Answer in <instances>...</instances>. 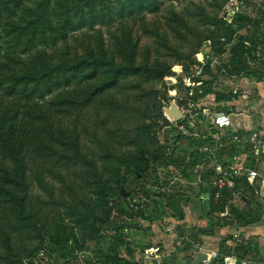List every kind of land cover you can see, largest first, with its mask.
Returning <instances> with one entry per match:
<instances>
[{"label": "rangeland", "instance_id": "374dc122", "mask_svg": "<svg viewBox=\"0 0 264 264\" xmlns=\"http://www.w3.org/2000/svg\"><path fill=\"white\" fill-rule=\"evenodd\" d=\"M99 1L97 6L104 7L106 14L104 19H96L92 26L89 24L91 20L88 21L84 29L90 30L86 32L85 41L93 49H98L99 42L104 41L107 49L109 44L113 45L111 40L115 39L116 49L113 47L109 57L128 45H135L138 63L150 64L153 71L142 78L130 76L121 79V84L114 90L98 95L82 108L76 105L73 112L64 116L70 126L68 141H73L72 137L80 133V151L74 153L76 146L67 150L58 140L60 132L56 131L53 146L58 153L54 149L48 151L50 163L41 156H35L31 162L28 156L29 190L24 211L17 213L14 207L9 209V206H3L0 202V227L9 235L6 239L0 236V264H31L30 258L23 257L39 249L42 235L55 236L61 229H65L68 235H74L79 244L84 246L76 252L79 260L85 255L96 258L98 250L105 247V243L104 239L96 238L93 216L119 221V209L114 207L110 210L100 193L103 186L115 190L124 188L131 193L129 197L123 196L120 202L123 209L133 216L127 217V225L120 231L106 233L118 250L120 233L140 222L135 216L140 205H134L133 201L143 203L140 209L147 217V220L142 221L143 226H153L161 235L164 229L171 226L179 229L182 223L189 226V231L193 230V219L198 224L201 214H205L203 220L206 224L208 222L204 227L206 231H211L210 222L234 217L231 214L228 217L217 216L208 207L203 213L201 203L194 196L199 189L195 184L199 174L195 166L186 165L194 161L195 156L186 155L180 168L171 160L172 157L185 155L182 146L188 147L190 151L197 150L190 139L193 137L198 141V137H187L183 129L197 124V116H193L196 107H203L215 99L213 94H209L201 98L199 103L192 101L197 93H202L207 87L203 83L208 80L207 77L198 79L205 65L209 64L212 70L217 71L221 62L230 55L232 40L226 35L227 26L232 24L235 29L245 17L256 16L257 9L250 5H239V8L231 7L235 14L229 15L232 13L228 11L229 0ZM77 46L78 39H73L71 48L77 49ZM117 56L120 61L122 56ZM261 57L264 58V55ZM3 65L4 61L0 57V72ZM86 72L87 69L80 70L78 76ZM105 76L104 73L102 78ZM235 79L241 81V78L226 79L219 75L215 89L234 94ZM218 84L222 87H217ZM72 87H76L75 84ZM58 89L54 88V95L60 92ZM245 90L241 88L238 95L242 96ZM48 93L45 92L46 95ZM241 96L237 99L235 112L243 108ZM50 99L52 95L48 94L44 101H40ZM38 101L36 98L30 104H41ZM172 102L186 113V119L176 122L167 117L165 108ZM21 105L25 104L22 102L19 107ZM248 106L250 109L253 107L251 103ZM219 107L216 106L217 110L222 111ZM141 109L144 110L141 112ZM143 111H147V114ZM209 121L208 118L206 123ZM198 127L201 128V125L198 124ZM157 149L162 150L168 162L151 163L147 169L144 168L141 178H137L127 167V162L139 164L138 157H142L144 151H148L144 154L148 158ZM183 171L189 173L187 181L174 180L172 184V179L184 176ZM121 181H124L123 186ZM169 195L180 201L184 215L192 219L185 221L186 218H180L169 208ZM169 203L172 204V201L169 200ZM231 205H227L230 212ZM129 233V238L136 236L133 232ZM32 261L34 264H61L65 260L61 254L50 252L44 246Z\"/></svg>", "mask_w": 264, "mask_h": 264}, {"label": "trees", "instance_id": "16d2710c", "mask_svg": "<svg viewBox=\"0 0 264 264\" xmlns=\"http://www.w3.org/2000/svg\"><path fill=\"white\" fill-rule=\"evenodd\" d=\"M98 4H100L99 0H73V2L72 0H0V57L4 61L0 72V202L3 206H9V209L14 207L17 213L24 211L26 193L29 190L28 156L31 162L35 156H41L50 163L51 156L48 151L54 149L55 153H58L53 146L56 131L60 132L58 140L67 150L75 146L74 153L81 150L80 133L72 137L73 141H68L70 126L65 122L64 116L73 112L76 105L82 108L98 95L114 90L121 84V79L130 76L142 78L144 74L153 71L150 64L138 63L135 45H128L119 53L114 52L113 56L109 57L113 47L116 49L115 39L111 40L113 45L109 44L107 49L104 41L99 42L98 49H93L85 41L86 32L90 30V28L84 29L88 26V21L91 20L89 24L92 26L96 19H104L106 14L104 7H98ZM133 8L134 6L130 12ZM257 12L256 16L245 17L235 26V29L232 24L227 26L226 35L232 40L229 48L230 55L226 61L221 62L217 71L212 70L209 64L205 65L201 72L202 76L198 79L207 77L208 80L203 81L207 87L202 93H197L192 98L193 102L199 103L201 98L213 94L215 102L225 104L223 108L230 113L226 104L237 97V94L215 89L219 75L226 79L248 78L256 81L264 77V58L261 57L264 55V0L257 8ZM242 31L245 32L241 33ZM73 39H78L77 49L71 48ZM118 54L122 56L120 61H118ZM83 69H87V72L78 76ZM104 73L106 76L102 78ZM62 75H65V78H62ZM73 84L76 87H72ZM216 86L222 87L219 84ZM54 88H60L58 89L60 92L54 95ZM46 91L52 95V99L41 102L48 95L45 94ZM36 98L41 104H30ZM22 102L25 105L19 107ZM142 110L144 109L140 111ZM143 113L146 115L147 111ZM46 132L49 133L48 136ZM229 134L233 135L234 132L230 131ZM239 134L247 133L240 131ZM190 143L195 144L197 148L202 144L200 139L196 141L193 137ZM181 149L185 155L172 157L171 160L177 168L184 164L186 155L195 156L194 161L186 163L188 166L198 167L204 162V156L199 154L198 149L190 151L184 146ZM234 151H236L235 144L232 145L230 153L233 154ZM246 151L249 149L247 148ZM145 152L148 151L143 153ZM144 154L138 157L139 164L127 162L129 170L139 179L144 168L147 169L151 163L168 162L161 149H157L148 158H145ZM247 162L249 167H254L255 163L251 154L248 155ZM183 172L187 178L189 173ZM234 180L235 187L232 190L224 189L218 203L214 202L215 190H210L213 204L210 212L223 213L227 204H230L229 200L234 192L246 199L250 206L257 205L254 199L255 187L249 184L246 176L238 175L234 177ZM121 184L123 186L124 181H121ZM198 188L202 193L204 189ZM143 192L147 193V191ZM100 193L110 210L114 207L119 209V221H111L110 217L93 216L96 238L104 239L103 243H105V247L98 250L96 258L85 255L82 260H79L76 252L78 248L82 249L84 246L79 244L74 235H68L65 229H61L55 236L42 235L39 249L23 258H30L31 264H34L32 258L40 248L46 246L50 252L61 254L65 260L61 264L78 262L80 264H133V257L121 256L120 251L114 247L113 241L108 239L106 234L120 231L127 225V217L133 214L123 209L120 199L124 195L121 189L115 190L110 186H103ZM198 193L200 192L194 195L196 199ZM167 200L169 208L182 218L184 213L180 201L173 195L167 196ZM140 206L135 216L147 219ZM230 213L234 217L225 221L226 226L241 222L248 224L257 220L252 218L243 221L244 214L232 205ZM204 217L205 214L200 218ZM209 226L211 231H205V235L214 234V226H222V224L220 221L210 222ZM130 227L132 225L128 228ZM0 229L1 238H9L6 230L3 227ZM199 235L200 233L194 234V238L199 239ZM124 236L125 232L119 235L120 246L126 244L127 240ZM190 245L186 247V251L192 248ZM222 248L219 251L220 257L236 252L239 258L249 261L253 253L251 243L245 240L234 246L222 242ZM130 254L132 255V252Z\"/></svg>", "mask_w": 264, "mask_h": 264}, {"label": "crops", "instance_id": "0c3cea01", "mask_svg": "<svg viewBox=\"0 0 264 264\" xmlns=\"http://www.w3.org/2000/svg\"><path fill=\"white\" fill-rule=\"evenodd\" d=\"M238 80H233L235 83L234 90H237L234 93L237 94V97L226 104L230 109L229 114L233 122L232 129L244 133L259 130L264 135V77L259 81L248 78H241V81ZM241 88L246 89L242 96L238 95ZM240 96L244 105L241 111L235 112L234 107ZM213 101L217 107L220 105L225 107V104H219L215 102V99ZM250 103L253 105L252 109L248 106ZM222 106L219 108L224 111L225 109ZM260 160L261 162H257L254 166L260 172H263L264 157L260 158ZM198 192L200 193L197 194V202L201 203L202 207H200L203 213L207 210L206 207L211 211L213 204L210 190L204 189L201 193L198 189ZM254 199L257 205L253 204V206H250L248 201L241 196L231 204L244 214L245 218H242L243 221L257 218L256 221L248 224L241 222L243 225L235 223L234 225L226 226L225 221L227 219L225 221L218 219L222 226H214V234L211 235H205L207 229L204 227L207 226L208 222L206 224V221L203 220L204 218H200L202 214L199 216L198 224H196L197 220L193 219V230L189 231V226L182 223L183 226L179 227V229H173L172 226L164 229L162 235L153 226H143V222L147 219L137 217L141 223L138 222L137 225L130 227L129 230H125L124 237L127 241L126 244L120 246V255L123 257L129 255L132 257L134 255L133 264H191L194 257L200 251L206 252L209 255L211 252L221 251L223 249L222 242H226L229 246L236 245V235L238 234L241 239L250 242L253 247L249 264H264V197L259 196L255 191ZM232 200L233 196L229 202ZM238 201L243 202V205H240L241 203L238 204ZM214 214L220 215L218 212ZM185 218V221L192 219V217L190 218V216L182 214V219ZM129 232L135 233L136 236L129 238ZM197 233H200L199 239L194 238V234ZM189 244H191L192 248L186 251L185 249ZM131 252L132 255L130 254Z\"/></svg>", "mask_w": 264, "mask_h": 264}, {"label": "built area", "instance_id": "2783aa9c", "mask_svg": "<svg viewBox=\"0 0 264 264\" xmlns=\"http://www.w3.org/2000/svg\"><path fill=\"white\" fill-rule=\"evenodd\" d=\"M260 3L261 0H229L228 11H232L229 15L235 14V10L231 7L239 8V5H250L257 9ZM230 20L232 22L231 18ZM236 92L237 90H235ZM192 106L195 104L192 103ZM216 106L214 101H208L205 106L196 107L193 116H197V124L186 126L183 129L185 134L187 133V137L195 135L202 142L197 149L199 154L204 156V162L196 167L199 179L195 184L204 189L215 190L214 202L218 203L223 190H232L235 187L234 177L241 175L246 176L249 184L255 187L256 193L264 197V171L260 172L255 166L249 167L247 162L249 154L252 155L255 164L264 157V135L259 130L249 131L245 135L239 134L240 131L232 129L231 115L225 111L217 110ZM186 118V113H184L183 120ZM208 118L210 121L206 123ZM190 124L192 123L190 122ZM198 124L201 125V128L198 127L199 130ZM230 131L234 134L230 135ZM189 132L192 133L188 134ZM233 144L236 145V151L231 154L230 150ZM247 148L249 151H246ZM203 163L205 168H203ZM174 180L183 183L187 181L184 176L172 179V184L175 182ZM238 198H240L239 194L234 192L233 200L230 203ZM230 214L229 206H226L225 211L220 213V216L227 217ZM241 242L243 239L237 234L236 243ZM238 260L242 261L241 264H249L250 262L239 258L236 252L220 257L219 252L214 251L208 255L203 264H237Z\"/></svg>", "mask_w": 264, "mask_h": 264}, {"label": "water", "instance_id": "95a60500", "mask_svg": "<svg viewBox=\"0 0 264 264\" xmlns=\"http://www.w3.org/2000/svg\"><path fill=\"white\" fill-rule=\"evenodd\" d=\"M165 113L167 115V117L171 120V121H182L184 118V113L182 111V109L178 106L177 103L172 102L170 104V106L168 108H165ZM122 193L124 196H129L130 193L126 192L124 188H122ZM134 205H141L142 202H137V201H133ZM109 246H110V242H109ZM207 253L200 251L199 253H197V255L194 257L193 261L191 264H203L205 260H207ZM242 261L238 260L237 264H241Z\"/></svg>", "mask_w": 264, "mask_h": 264}, {"label": "flooded vegetation", "instance_id": "af4514ba", "mask_svg": "<svg viewBox=\"0 0 264 264\" xmlns=\"http://www.w3.org/2000/svg\"><path fill=\"white\" fill-rule=\"evenodd\" d=\"M121 192H122V188H121ZM128 193H130V192H128ZM131 194V193H130ZM130 194H129V196H130ZM129 196H127V197H129ZM126 197V196H125Z\"/></svg>", "mask_w": 264, "mask_h": 264}]
</instances>
